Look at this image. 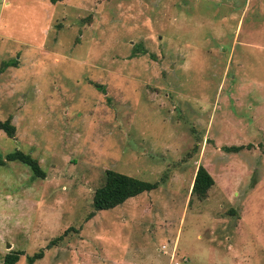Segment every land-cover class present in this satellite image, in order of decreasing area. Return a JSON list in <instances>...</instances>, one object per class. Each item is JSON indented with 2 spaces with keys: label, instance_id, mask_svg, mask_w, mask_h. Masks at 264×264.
Here are the masks:
<instances>
[{
  "label": "rangeland",
  "instance_id": "1",
  "mask_svg": "<svg viewBox=\"0 0 264 264\" xmlns=\"http://www.w3.org/2000/svg\"><path fill=\"white\" fill-rule=\"evenodd\" d=\"M12 58L0 264H264V0H0ZM105 169L157 187L86 219Z\"/></svg>",
  "mask_w": 264,
  "mask_h": 264
},
{
  "label": "trees",
  "instance_id": "2",
  "mask_svg": "<svg viewBox=\"0 0 264 264\" xmlns=\"http://www.w3.org/2000/svg\"><path fill=\"white\" fill-rule=\"evenodd\" d=\"M55 2L56 0H50ZM8 66L15 67L16 60L8 59L2 61L0 64V71ZM94 86L104 91L102 85L94 84ZM0 130L7 136L12 137L14 134V125L11 123L10 117L0 119ZM239 146H223L222 149L225 151L237 150ZM17 161L27 166L31 172L32 177L42 178L44 171L39 166L37 160L33 158L29 153L23 152L19 149H13L0 154V165H4L6 162ZM213 179L207 170L202 166L198 165L191 182L190 195L198 200H202L206 197L208 189L212 186ZM157 187V182H150L132 177L112 169H105L103 174V182L101 185L96 187L91 196V208L92 210L87 213L86 219L90 218L94 211L106 210L113 208L116 205L121 204L124 200L129 197L135 196L143 191H149ZM190 201V200H189ZM62 235L54 237L49 244L60 240ZM19 252L13 251L6 253L3 258V264H12L18 259ZM42 257V250L39 249L33 252L31 255L26 257V264H32V262Z\"/></svg>",
  "mask_w": 264,
  "mask_h": 264
},
{
  "label": "water",
  "instance_id": "3",
  "mask_svg": "<svg viewBox=\"0 0 264 264\" xmlns=\"http://www.w3.org/2000/svg\"><path fill=\"white\" fill-rule=\"evenodd\" d=\"M5 247L8 248L9 247V244L8 243H5Z\"/></svg>",
  "mask_w": 264,
  "mask_h": 264
},
{
  "label": "built area",
  "instance_id": "4",
  "mask_svg": "<svg viewBox=\"0 0 264 264\" xmlns=\"http://www.w3.org/2000/svg\"><path fill=\"white\" fill-rule=\"evenodd\" d=\"M174 264H179V263L177 261H175Z\"/></svg>",
  "mask_w": 264,
  "mask_h": 264
}]
</instances>
